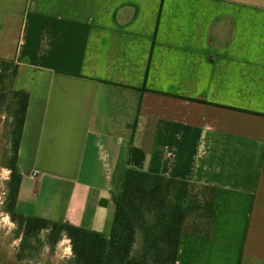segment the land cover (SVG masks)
I'll list each match as a JSON object with an SVG mask.
<instances>
[{"label":"crops","instance_id":"crops-1","mask_svg":"<svg viewBox=\"0 0 264 264\" xmlns=\"http://www.w3.org/2000/svg\"><path fill=\"white\" fill-rule=\"evenodd\" d=\"M13 68L17 211L108 233L134 145L219 205L176 264H264V0H0Z\"/></svg>","mask_w":264,"mask_h":264},{"label":"trees","instance_id":"trees-1","mask_svg":"<svg viewBox=\"0 0 264 264\" xmlns=\"http://www.w3.org/2000/svg\"><path fill=\"white\" fill-rule=\"evenodd\" d=\"M15 75L16 68L0 72V106L8 96L4 109L11 116L6 212L22 230L21 246L26 237L47 230L51 247L62 236L69 239L71 257L67 264H176L184 230L202 228V222L210 230L219 208L214 197L199 196L193 189L198 185L187 180L145 171L144 151L134 145L128 148L120 188L111 195L114 210L108 233L17 211L15 201L21 180L17 151L29 95L25 89H8L5 93L4 80H12ZM17 256L22 258L19 253Z\"/></svg>","mask_w":264,"mask_h":264},{"label":"rangeland","instance_id":"rangeland-1","mask_svg":"<svg viewBox=\"0 0 264 264\" xmlns=\"http://www.w3.org/2000/svg\"><path fill=\"white\" fill-rule=\"evenodd\" d=\"M4 88L7 94L8 82ZM8 101L9 97L5 96L0 106V264H67L71 257L67 237L62 236L51 247L46 239L47 230H41L34 236L26 237L21 246L22 230L6 212L9 193L7 183L10 176V170L6 165L10 159L9 123L11 116L4 109ZM18 253L22 258H18Z\"/></svg>","mask_w":264,"mask_h":264},{"label":"built area","instance_id":"built-area-1","mask_svg":"<svg viewBox=\"0 0 264 264\" xmlns=\"http://www.w3.org/2000/svg\"><path fill=\"white\" fill-rule=\"evenodd\" d=\"M35 176H36V173L34 171L29 174V177L32 178V179H34Z\"/></svg>","mask_w":264,"mask_h":264}]
</instances>
